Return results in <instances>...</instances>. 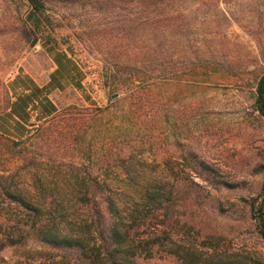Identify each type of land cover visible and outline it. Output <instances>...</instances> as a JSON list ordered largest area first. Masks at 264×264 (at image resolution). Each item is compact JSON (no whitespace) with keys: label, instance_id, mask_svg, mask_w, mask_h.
Returning a JSON list of instances; mask_svg holds the SVG:
<instances>
[{"label":"rangeland","instance_id":"rangeland-1","mask_svg":"<svg viewBox=\"0 0 264 264\" xmlns=\"http://www.w3.org/2000/svg\"><path fill=\"white\" fill-rule=\"evenodd\" d=\"M44 1L83 87L51 92L55 114L33 122L20 146L0 139V175L57 206L60 227L79 223L90 245L65 253L28 240L5 248L0 264H264L254 215L264 119L253 106L264 0ZM25 11L0 0V123L10 127V81L43 85L54 69L42 44L23 36ZM88 186L119 194L130 214L128 246L112 261L89 250ZM144 193L166 200L156 219ZM7 205L1 217L27 221Z\"/></svg>","mask_w":264,"mask_h":264},{"label":"trees","instance_id":"trees-1","mask_svg":"<svg viewBox=\"0 0 264 264\" xmlns=\"http://www.w3.org/2000/svg\"><path fill=\"white\" fill-rule=\"evenodd\" d=\"M19 1L26 6L23 21L24 38L32 46L42 44L53 61L54 69L43 85H37L25 75H18L10 81L8 115L12 124L10 127L0 123V139L7 141L12 138L15 140L11 141L12 145L15 146L23 143L25 135L35 125L33 122H47L55 114L56 107L49 99L51 92L64 90L67 86L81 89L84 80V74L73 52L59 47L63 37L57 35L56 17L48 9L45 1ZM253 98L255 112L264 119V72L256 82ZM10 178L0 175V204L5 202H8L7 206L13 204L15 209L21 210L20 213L28 219L25 221L17 217L12 220L0 216V253L7 247L17 246L28 240L37 241L41 245L65 253L86 251L85 248L90 244L83 236L84 233L78 231L81 227L79 223L69 224L67 228L60 227L61 223L54 220L51 214L53 207L56 209L57 206H49L42 194L41 203L31 201L25 194L12 188ZM144 194L142 199L146 201L147 212L151 218L156 219L157 214L165 210L166 200H161L156 195ZM82 196L92 218L89 223H85V227L94 238L89 250L95 252L96 260L112 261L125 252L128 246L130 230L127 223L130 214L122 205L119 194L114 195L109 189L88 186ZM250 207L254 208L252 204ZM263 208L264 194L260 206L254 213L258 223L257 230L264 240V230L259 226V221L264 226ZM143 212H139V215Z\"/></svg>","mask_w":264,"mask_h":264},{"label":"water","instance_id":"water-1","mask_svg":"<svg viewBox=\"0 0 264 264\" xmlns=\"http://www.w3.org/2000/svg\"><path fill=\"white\" fill-rule=\"evenodd\" d=\"M259 226L261 227L262 230H264V226L262 225L261 221H259Z\"/></svg>","mask_w":264,"mask_h":264}]
</instances>
